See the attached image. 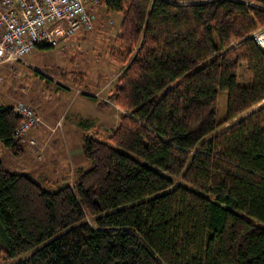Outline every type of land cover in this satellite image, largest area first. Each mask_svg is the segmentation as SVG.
<instances>
[{
    "label": "trees",
    "instance_id": "1",
    "mask_svg": "<svg viewBox=\"0 0 264 264\" xmlns=\"http://www.w3.org/2000/svg\"><path fill=\"white\" fill-rule=\"evenodd\" d=\"M174 1L101 0L123 15L110 51L121 75L97 100L122 111L119 124L107 140L85 137L90 168L53 192L0 160L1 260L264 264V105L205 140L264 101V51L250 37L264 0ZM21 121L0 106V141L18 158Z\"/></svg>",
    "mask_w": 264,
    "mask_h": 264
},
{
    "label": "rangeland",
    "instance_id": "2",
    "mask_svg": "<svg viewBox=\"0 0 264 264\" xmlns=\"http://www.w3.org/2000/svg\"><path fill=\"white\" fill-rule=\"evenodd\" d=\"M203 1L206 0L174 2ZM93 13V30L80 28L73 35L62 39L56 47L36 48L25 57L27 63L0 65V104L15 106L18 102H23L32 106L42 119L39 127L26 134L23 156L15 157L6 150L1 160L6 168L16 173L28 174L51 192L65 183L72 184L77 178V168L83 167L81 171L90 168V162L81 152L85 137L94 136L107 140L114 130H110L111 127L119 122L122 114L115 105L100 109L97 100L108 101V96L121 75V66L110 57V51L112 48L118 49L116 37L123 15L107 12L103 5L94 6ZM252 81L246 64L242 63L238 70V83L250 86ZM227 97L226 91L219 92L218 120L226 112ZM263 105L264 101L253 106L205 140ZM40 110L49 116L55 114V120L50 121L53 125L48 124ZM29 138L35 139L36 145H30ZM45 166L47 170L44 169L40 174V168ZM50 182L59 186H47ZM27 256L29 255L25 257Z\"/></svg>",
    "mask_w": 264,
    "mask_h": 264
},
{
    "label": "built area",
    "instance_id": "3",
    "mask_svg": "<svg viewBox=\"0 0 264 264\" xmlns=\"http://www.w3.org/2000/svg\"><path fill=\"white\" fill-rule=\"evenodd\" d=\"M101 0H0V65L27 63L25 57L42 45L56 47L62 39L83 28L95 26L93 7ZM250 37L264 51V24ZM96 97V96H95ZM15 111L22 121L15 136L25 142L26 134L42 124L32 106L18 102ZM36 145L35 139H28Z\"/></svg>",
    "mask_w": 264,
    "mask_h": 264
},
{
    "label": "crops",
    "instance_id": "4",
    "mask_svg": "<svg viewBox=\"0 0 264 264\" xmlns=\"http://www.w3.org/2000/svg\"><path fill=\"white\" fill-rule=\"evenodd\" d=\"M2 105L10 106V105H7V104H4V103H1L0 106H2ZM40 111H41L40 114L43 115V117L46 119V121L48 122V124H49V125H53L52 123H50V121H51V120H52V121L55 120V114H51V115L49 116V115H47V113H46L45 111H43V110H40ZM56 121H57V120H56ZM81 124H83V123H81ZM87 124H90V122L87 121ZM118 124H119V122H118V123H115V126H114V127H111L110 130L115 129V128L118 126ZM6 150H7V149L3 146V144H2L1 141H0V160H1V157L3 156V154L5 153ZM1 161H2V160H1ZM2 163H3V162H2ZM18 166H20V165H18ZM23 167H25V166L23 165ZM24 169H25V168H24ZM44 169L47 170V166L40 168L39 173L42 174L43 171H44ZM31 170H32V169H31ZM53 170H54V167H53ZM81 170H83V167H79V168L76 169L77 177H78V175L80 174ZM54 171H55V170H54ZM51 172H52V171H51ZM36 182H37V181H36ZM39 184H40V183H39ZM65 184H66V183H65ZM40 185H41V184H40ZM47 186L52 187V188H55V187H57V186H59V185H58V184L56 185V184H53L52 182H50V183H47ZM0 263L4 264V263H7V262H5V261H3V260H0Z\"/></svg>",
    "mask_w": 264,
    "mask_h": 264
}]
</instances>
